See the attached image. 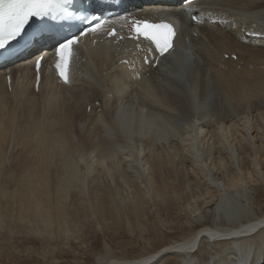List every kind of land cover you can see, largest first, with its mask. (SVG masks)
<instances>
[{
	"label": "bare ground",
	"instance_id": "1",
	"mask_svg": "<svg viewBox=\"0 0 264 264\" xmlns=\"http://www.w3.org/2000/svg\"><path fill=\"white\" fill-rule=\"evenodd\" d=\"M182 1L118 0L128 11L113 21L120 33L129 17L179 23L157 66L144 64L145 41L107 39L106 24L82 39L68 84L47 53L38 92L30 58L7 67L11 92L0 69V231L69 237L70 223L90 218L132 228L151 201L189 214L193 232L140 258H109L107 245L96 264H264V0ZM11 190L17 206L4 200Z\"/></svg>",
	"mask_w": 264,
	"mask_h": 264
},
{
	"label": "rangeland",
	"instance_id": "2",
	"mask_svg": "<svg viewBox=\"0 0 264 264\" xmlns=\"http://www.w3.org/2000/svg\"><path fill=\"white\" fill-rule=\"evenodd\" d=\"M238 66L241 67L242 63ZM74 113L78 114L76 111ZM39 114L37 113L38 116L41 115ZM8 133L10 146L14 145L11 155H14L18 153L20 146L13 137L15 133ZM75 147L78 148L77 145ZM9 193L10 197L4 200L17 206L14 201L19 200L22 193L13 190ZM150 202H148L146 219L145 217L140 219L142 227L116 229L109 226L110 229L106 230L98 220L90 218L81 220L78 225L70 223L71 235L69 237L57 228H53L54 233L51 235L53 237H50L27 234L30 226L10 225L12 228L10 234L7 235L3 230L0 231V264H96L97 258L102 257L106 252L107 245L111 253H109V258H140L153 252L161 242L182 240L193 232L186 222L189 221L187 218L189 214L173 209L165 210ZM263 211V207L257 210L260 214ZM108 216L109 221L111 216ZM195 227H198V224H195L193 229ZM204 255L206 258V253Z\"/></svg>",
	"mask_w": 264,
	"mask_h": 264
},
{
	"label": "snow or ice",
	"instance_id": "3",
	"mask_svg": "<svg viewBox=\"0 0 264 264\" xmlns=\"http://www.w3.org/2000/svg\"><path fill=\"white\" fill-rule=\"evenodd\" d=\"M69 0H0V49H4L20 36L24 26L28 23L30 17H43L49 14L66 13V6ZM123 19V17H121ZM198 21V18H191ZM89 22L96 21L90 28H85L80 32L84 36L87 32H100L105 30L106 21L93 15L87 18ZM199 22V21H198ZM131 32L135 33L137 38L143 37L154 45V51L161 56L169 52L173 47V39L176 36V29L173 24L160 20L153 23L149 20L132 19ZM108 35L115 36V31H109ZM79 40V36H73L71 39L60 43L55 49L57 56L56 68L59 78L65 83H70L68 71L70 67V58L72 55V46ZM37 85L39 82V69L41 58H37Z\"/></svg>",
	"mask_w": 264,
	"mask_h": 264
}]
</instances>
